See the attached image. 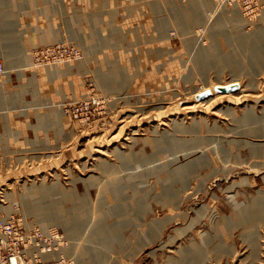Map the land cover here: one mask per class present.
I'll use <instances>...</instances> for the list:
<instances>
[{"label":"rangeland","instance_id":"rangeland-1","mask_svg":"<svg viewBox=\"0 0 264 264\" xmlns=\"http://www.w3.org/2000/svg\"><path fill=\"white\" fill-rule=\"evenodd\" d=\"M194 1L0 0V43L27 63L0 76V217L21 214L77 264H264V120H229L228 106L240 117L254 104H236L238 92L209 108L193 99L251 78L264 96V0H208L200 16ZM138 108L181 113L158 126ZM175 118L212 129L176 131ZM156 126L175 136L153 138ZM115 145L122 155L98 151Z\"/></svg>","mask_w":264,"mask_h":264},{"label":"bare ground","instance_id":"bare-ground-1","mask_svg":"<svg viewBox=\"0 0 264 264\" xmlns=\"http://www.w3.org/2000/svg\"><path fill=\"white\" fill-rule=\"evenodd\" d=\"M204 2V3H203ZM204 4H205V6L206 5H212L211 4V2L210 1H208L207 0V2H205V1H197V0H195L194 2H192L191 3V5H190V7H189V9H191L193 12H195L197 15H199L200 13H201V11H202V6H204ZM221 4V3H220ZM208 8V7H207ZM228 8V7H227ZM212 9H213V7H212ZM215 10V9H214ZM238 11V10H237ZM187 12H191L190 10H187ZM183 14H184V12L182 13V16H183ZM213 14H214V12H213ZM200 16V15H199ZM208 16V15H207ZM213 16V15H212ZM234 16V15H233ZM204 21V20H203ZM212 21V20H211ZM202 25V24H201ZM204 25V24H203ZM202 25V26H203ZM197 27V26H196ZM198 39V38H197ZM9 49H11V48H8V47H6V48H0V51H1V53L2 54H4L7 58H8V60H5L4 59V56L3 55H1V53H0V58H2V60L4 59V65L6 66L5 67V69L6 68H20V69H23L24 67H26L27 66V63L25 62V61H23V62H18V61H14V60H12V58H11V52H10V50ZM201 49V50H200ZM199 49V51L197 52V55H198V57H199V62H202V59H206V58H208V56H209V52L205 49V48H200ZM4 51H6V53L4 52ZM10 53V54H9ZM261 56H263V55H261ZM196 59V58H195ZM260 62V61H259ZM260 65H261V63H259ZM258 68H262L263 69V66H258ZM258 71V70H257ZM5 74L7 75L8 74V71H5ZM260 75V74H259ZM245 83V82H244ZM232 85H237L238 86V88L235 90V91H229V92H217V89H219V88H224V87H227V86H232ZM256 80H255V78H251L250 79V81H249V83L247 84V85H241V83H240V81L238 80V79H232V80H229L227 83H217V84H214V85H211V86H209V85H207V86H204V87H202V88H200V89H196L197 91L194 93V95H193V99H194V101L196 102V105H195V107H199L200 105L202 106V104H208L207 105V108H209V106H211L212 107V104H216V100H214V99H216V98H218V97H221V98H223V97H226V98H228L229 100H231V99H233L232 97H233V94L235 93V92H238L239 94H240V97H238V98H236L235 99V103L236 104H242V103H247V102H253L254 104H252L251 106H248V104H246L245 105V108H244V112L242 113V115L240 116V117H237L236 115H235V111H234V108L232 109L230 106H228L227 108H226V110H224V113H226V115L229 117V120H231V121H234V122H241V123H245V124H253L254 122H256V121H263L264 120V109H263V111H262V113L260 114H257L256 112H255V109H254V106L256 105V104H258V103H260L261 101H263L264 100V96L263 95H260V94H256V95H252V94H250L249 93V90H254L255 91V89H256ZM250 88V89H249ZM200 95H205L203 98H199L200 97ZM219 100V99H218ZM159 104H158V108H160V104L162 103L160 100H159V102H158ZM135 108V107H134ZM168 109H170V108H168ZM173 109H174V107H173ZM188 108L187 107H183V108H181V112L182 111H184V110H187ZM137 111L138 112H141L140 114H142V115H144L146 118H148V119H151L150 121L151 122H154V121H156V122H158V126L159 125H167V123H166V120L165 119H167L168 118V116H173V115H177L180 111H179V109L177 108L176 110H169V111H166V110H164V111H159V112H155L154 114H151V112L150 113H148V114H146L145 112H143L142 110H140V108H138L137 109ZM173 111H175L174 113H173ZM178 111V112H177ZM226 111V112H225ZM180 112V113H181ZM153 113V112H152ZM125 114V113H124ZM116 116H118V115H116ZM141 120V119H140ZM125 120H121L120 122H124ZM195 122H193L192 124H190V127H191V129L192 130H197V128L199 127V126H201V127H207L208 129H212L210 126H208V124L207 123H205V121H196V120H194ZM130 122V121H129ZM139 121L137 120V123H138ZM204 122V124H202ZM214 122V121H213ZM127 123V122H126ZM169 123H170V125L172 126V127H174L175 129H176V131H178V130H180V129H187V128H190L189 126H186L185 125V122L181 119H177V118H175V119H172V120H170L169 121ZM135 124V123H134ZM128 126V125H127ZM206 128V129H207ZM119 130V129H118ZM124 131V130H123ZM130 132L132 131V130H129ZM151 133H152V137L153 138H157L158 136H161V135H164V134H168V133H170L172 136H175L174 135V132H172V131H170L169 129H165V130H162V131H160L159 132V130H158V127L156 126V127H153L152 128V130H151ZM234 133V132H233ZM137 134V132H134L133 133V131H132V134H130V148H132V146L134 145V143L136 142V140H137V136H135ZM235 136H237L236 138H243V133H240V132H238V133H235ZM220 140L223 138V141L222 142H225L226 141V143H228V144H231V143H236V144H239L240 143V141H237V140H232V141H227L226 140V138H227V136H222V138L221 137H218ZM218 140V139H217ZM256 144V143H255ZM107 146V145H106ZM99 151V153H101V155H106V152H110V153H115L116 155H122V153H124L123 151H121L120 150V147L118 146V145H115V146H112V148L110 149V150H108L107 148L106 149H99L98 150ZM109 153V154H110ZM197 154H199L195 159H198L199 157H201V155H202V151L201 150H199V151H193V152H191V153H187V154H184V155H182V158H187V159H189V158H191V157H193V156H195V155H197ZM92 154H90V156H91ZM178 158H176V159H173V160H169V161H167L166 163H167V165H169V166H172V167H170L169 168V170L167 171V174L170 176V175H177L178 173H177V170L181 167V166H179V165H177L176 166V164L178 163ZM182 160V159H181ZM95 161L96 162H98V164L99 165H101L102 163H108V161L105 159V158H103L102 156H100V157H97V158H95ZM83 164V163H82ZM258 163H253V164H249L250 165V167L253 169V166L255 167L256 165H257ZM91 167V166H90ZM190 168V167H189ZM248 168V167H247ZM250 172H252V171H250ZM190 173V171H189V169H185V170H183L179 175H181L183 178H184V181H183V190L184 191H186L187 190V186H188V180L190 179L189 178V174ZM195 173V172H194ZM198 173V172H197ZM254 173V172H253ZM238 174V173H237ZM236 174V175H237ZM263 180H264V178H263ZM248 181V180H247ZM246 182V179H243V183H245ZM235 183H233V185H231V187H229V188H231L232 190H233V188L236 186V185H234ZM37 185V184H36ZM41 192H37L38 194H44V193H50L51 191H53L52 190V186L51 187H47V188H45V189H41L40 190ZM179 191V190H178ZM177 191V192H178ZM182 191V190H181ZM34 192V191H33ZM71 192H66V193H62V196L64 197V198H70V197H72V195L70 194ZM191 193V192H190ZM177 195H179V193L177 194ZM174 198H175V196H174ZM183 198H185L184 197V195L183 194H181L180 195V199L179 200H182ZM168 200H169V202H172V199H169L168 198ZM178 203V202H177ZM177 203L175 202L174 203V205H172V206H167V207H169L170 209H173V206L175 207V204L177 205ZM164 204H167V203H164ZM161 205H163V204H161ZM165 206V205H164ZM0 209H1V206H0ZM242 214V213H241ZM243 216V215H242ZM174 218V215H169V216H166L165 218H164V225L165 224H168V223H170L171 221H172V219ZM151 226V230H152V234L156 237V238H158L159 236H160V234H161V232H162V229H163V225H161L160 223H158V221L157 222H155V224L154 225H150ZM146 232V231H145ZM104 232H103V230L102 229H99V230H97V233L96 234H98V235H100L101 236V238L104 240V244H105V239H104V234H103ZM257 234V233H256ZM102 235H103V237H102ZM152 235V236H153ZM247 235V234H246ZM132 236V235H131ZM143 236V235H142ZM141 237V236H140ZM147 237V236H146ZM252 237V236H251ZM160 238V237H159ZM53 239V238H52ZM252 241V240H251ZM152 242V241H151ZM253 242V241H252ZM140 243H142L141 241H140ZM59 244V243H58ZM55 245L56 247H57V249H58V251H60V248H61V246H59V245ZM141 248L143 247V245L142 246H140ZM254 256V255H253Z\"/></svg>","mask_w":264,"mask_h":264},{"label":"built area","instance_id":"built-area-1","mask_svg":"<svg viewBox=\"0 0 264 264\" xmlns=\"http://www.w3.org/2000/svg\"><path fill=\"white\" fill-rule=\"evenodd\" d=\"M5 65L0 58V76ZM44 235L37 225L19 213L0 217V264H77L62 249L56 238Z\"/></svg>","mask_w":264,"mask_h":264},{"label":"water","instance_id":"water-1","mask_svg":"<svg viewBox=\"0 0 264 264\" xmlns=\"http://www.w3.org/2000/svg\"><path fill=\"white\" fill-rule=\"evenodd\" d=\"M238 88L237 85L227 86L224 88L217 89V92H229V91H235ZM205 95H200L199 98H203Z\"/></svg>","mask_w":264,"mask_h":264},{"label":"crops","instance_id":"crops-1","mask_svg":"<svg viewBox=\"0 0 264 264\" xmlns=\"http://www.w3.org/2000/svg\"><path fill=\"white\" fill-rule=\"evenodd\" d=\"M6 47H7L6 45H3V44L0 43V48H6Z\"/></svg>","mask_w":264,"mask_h":264}]
</instances>
